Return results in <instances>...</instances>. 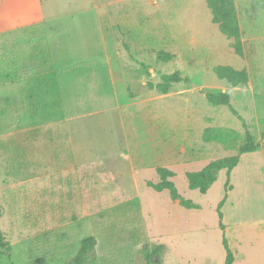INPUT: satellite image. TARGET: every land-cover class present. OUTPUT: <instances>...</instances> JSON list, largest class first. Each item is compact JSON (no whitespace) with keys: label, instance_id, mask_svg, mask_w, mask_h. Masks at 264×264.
Returning a JSON list of instances; mask_svg holds the SVG:
<instances>
[{"label":"rangeland","instance_id":"1","mask_svg":"<svg viewBox=\"0 0 264 264\" xmlns=\"http://www.w3.org/2000/svg\"><path fill=\"white\" fill-rule=\"evenodd\" d=\"M41 1L46 23L0 40V264H73L87 237L84 264H224L226 196L234 264H264V0H234L243 56L206 0ZM217 66L249 83L233 88ZM174 73L169 94L150 86ZM212 90L238 116L209 104ZM248 134L260 148L228 186L225 169L207 194L189 188ZM159 167L199 209L148 186Z\"/></svg>","mask_w":264,"mask_h":264},{"label":"trees","instance_id":"2","mask_svg":"<svg viewBox=\"0 0 264 264\" xmlns=\"http://www.w3.org/2000/svg\"><path fill=\"white\" fill-rule=\"evenodd\" d=\"M208 8L212 13V22L219 26V29L223 35L228 39L232 40V47L235 54L238 56H243L244 49L242 43V33L239 25V18L236 12V6L234 0H206ZM158 57L160 59H169L171 56L167 55V58L159 53ZM214 73L220 80H224L229 83L233 88L244 87L249 83V74L246 70H237L232 66H217L214 68ZM181 81V74L174 73L171 75H163L162 81L156 86L150 85L152 88L157 89L162 95H167L170 92L171 87L175 83ZM206 99L209 104L213 106H226L230 111L238 116V113L234 110L231 105V97L228 92L224 91H208L206 93ZM260 145L257 144L251 135H247L246 142L239 148V155L228 157L225 159L217 160L211 162L205 168L199 172L188 173L186 175L188 180V185L191 190L199 191L201 194L205 195L211 189V187L216 183L218 175L222 170H227L228 182H230V176L232 171L238 166L240 162V156L246 153H252L257 151ZM157 174L160 178V182L154 184L152 182L148 183V186L156 192L169 191L171 199L174 202H179L180 206L185 209H199V206L191 200L183 198L175 183L173 178L176 173L168 168L159 167L157 168ZM226 186V187H227ZM227 196L218 206V215L220 220V227L223 231L222 245L226 251V260L224 264H234L235 255L232 252L228 239L226 237V229L223 223V213L222 208L225 204ZM2 216V210L0 207V218ZM97 245V239L95 237H87L82 243L81 247L74 259L73 264H84L89 255L94 251ZM0 249H10V244L6 241L1 229H0Z\"/></svg>","mask_w":264,"mask_h":264},{"label":"crops","instance_id":"3","mask_svg":"<svg viewBox=\"0 0 264 264\" xmlns=\"http://www.w3.org/2000/svg\"><path fill=\"white\" fill-rule=\"evenodd\" d=\"M28 5L25 9H19L20 4L18 0H0V40L2 36L15 33L22 36L21 32L30 29L41 23H46L44 7L41 0H27ZM15 11L13 16L10 10ZM14 34V35H15ZM15 35V38L19 37ZM25 35H27L25 33ZM0 41V42H1Z\"/></svg>","mask_w":264,"mask_h":264}]
</instances>
